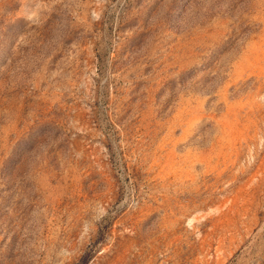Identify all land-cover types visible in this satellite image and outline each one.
Here are the masks:
<instances>
[{
  "label": "rangeland",
  "instance_id": "obj_1",
  "mask_svg": "<svg viewBox=\"0 0 264 264\" xmlns=\"http://www.w3.org/2000/svg\"><path fill=\"white\" fill-rule=\"evenodd\" d=\"M0 264H264V0H0Z\"/></svg>",
  "mask_w": 264,
  "mask_h": 264
}]
</instances>
